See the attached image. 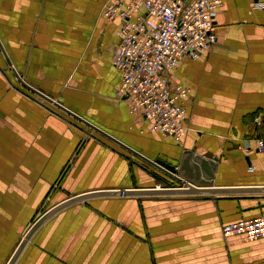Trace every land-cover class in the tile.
<instances>
[{"label":"crops","instance_id":"obj_1","mask_svg":"<svg viewBox=\"0 0 264 264\" xmlns=\"http://www.w3.org/2000/svg\"><path fill=\"white\" fill-rule=\"evenodd\" d=\"M108 1L0 0V264H264V237L221 233L264 213V0H221L216 41L168 74L188 89L180 144L116 98ZM185 148L217 162L212 184L150 192L174 179L135 153L177 167Z\"/></svg>","mask_w":264,"mask_h":264},{"label":"built area","instance_id":"obj_2","mask_svg":"<svg viewBox=\"0 0 264 264\" xmlns=\"http://www.w3.org/2000/svg\"><path fill=\"white\" fill-rule=\"evenodd\" d=\"M221 5V0H109L104 5L102 17L121 23L111 57L120 73L115 96L127 102L130 112H141L149 132L178 144L185 138L188 89L171 83L168 74L183 58H199L216 41L214 17ZM262 7L263 3L252 5ZM258 147L264 150L261 139ZM221 233L224 238H262L264 213L224 223Z\"/></svg>","mask_w":264,"mask_h":264},{"label":"water","instance_id":"obj_3","mask_svg":"<svg viewBox=\"0 0 264 264\" xmlns=\"http://www.w3.org/2000/svg\"><path fill=\"white\" fill-rule=\"evenodd\" d=\"M31 89V88H30ZM32 90V89H31ZM49 102L57 105L58 107H63L54 102L49 100ZM66 110V109H64ZM67 111V110H66ZM70 113V112H69ZM86 122V121H84ZM139 157L143 158L146 162L150 163L153 167L161 171L162 173L168 175L172 179L176 180L178 183L184 182L186 187H171V188H159L155 190H150L152 193L156 194H168V195H178L182 193H193L196 189L197 185H211L213 182L214 174L217 168V162L211 158H206L202 154L197 153L195 148L187 149L185 148L179 159V163L177 165V169H174L175 165L165 162L164 160L160 159L159 157L156 159H147L140 155L139 153H135ZM138 190L135 189H127V190H112L99 193V195H130L137 193ZM84 198L83 196L74 197L73 199L67 201L66 203L58 206H65L67 204L73 203L74 201H78ZM47 213L43 215L40 219L36 221V223L31 227V229L27 233H32L33 230L46 218ZM26 237V238H27ZM24 243V241H23Z\"/></svg>","mask_w":264,"mask_h":264},{"label":"rangeland","instance_id":"obj_4","mask_svg":"<svg viewBox=\"0 0 264 264\" xmlns=\"http://www.w3.org/2000/svg\"><path fill=\"white\" fill-rule=\"evenodd\" d=\"M84 121H86V122H84L86 125H88L89 127V129H94L95 131H97V132H99V133H102L103 135H104V132L103 131H101V129H99L98 127H96L95 125H93L92 123H90L89 121H87V120H85L84 119ZM173 185H177L176 183H177V181L176 180H173ZM172 185V186H173Z\"/></svg>","mask_w":264,"mask_h":264},{"label":"bare ground","instance_id":"obj_5","mask_svg":"<svg viewBox=\"0 0 264 264\" xmlns=\"http://www.w3.org/2000/svg\"><path fill=\"white\" fill-rule=\"evenodd\" d=\"M176 169H177V167H176Z\"/></svg>","mask_w":264,"mask_h":264}]
</instances>
